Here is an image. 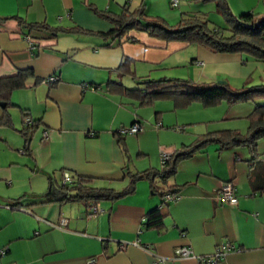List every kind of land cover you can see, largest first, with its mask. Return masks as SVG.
I'll return each mask as SVG.
<instances>
[{
    "label": "crops",
    "instance_id": "1",
    "mask_svg": "<svg viewBox=\"0 0 264 264\" xmlns=\"http://www.w3.org/2000/svg\"><path fill=\"white\" fill-rule=\"evenodd\" d=\"M227 2L236 15L264 11L261 0ZM140 3L169 23L196 14L226 25L217 14L212 21L206 13L212 4L199 0L176 5L169 0H0V77L22 68L33 73L23 87L11 91V124H0V248L6 249L0 264H202L196 256L211 253L221 242L234 250L217 264H264V138L258 140L255 155L245 146L209 143L180 160L161 188L153 191L147 179H139L133 192L93 203L96 213L82 202L49 199L48 191L64 172L89 177L94 186L120 189L127 183V170L159 168L162 151L172 152L198 134L246 131L250 105L220 103L217 109L191 102L175 109L170 99L140 104L127 94L108 91V80L126 88L142 87L137 83L142 78L240 83L252 71L264 83V62L244 53L166 41L136 28L120 37L95 33L112 27L96 9L117 13ZM38 22L91 32L52 36L28 27ZM123 60L132 74L115 69ZM50 75L57 79L47 80ZM126 75L132 86L124 84ZM24 114L37 121L29 153L18 131ZM135 120L142 130L117 133ZM177 126L186 130L170 129ZM223 181L232 182L236 203L215 198ZM166 186L176 192L163 202L160 190ZM9 203L16 205L5 206ZM153 208L160 210L161 224L145 228V213ZM63 217L62 227L50 225ZM183 245L195 256L174 257V249ZM156 255L166 258L158 261Z\"/></svg>",
    "mask_w": 264,
    "mask_h": 264
},
{
    "label": "trees",
    "instance_id": "2",
    "mask_svg": "<svg viewBox=\"0 0 264 264\" xmlns=\"http://www.w3.org/2000/svg\"><path fill=\"white\" fill-rule=\"evenodd\" d=\"M201 2L213 1L216 10L223 16L225 27L213 24L209 19L200 15H182L175 22L169 23L158 15L149 14L143 3L137 7H122L115 13L107 10H98L96 13L112 23L106 32H95L103 37H120L130 28L146 31L151 36L163 40H183L188 43L202 44L213 51L240 52L248 54L264 62V11H244L234 14L229 8L227 0H199ZM264 7V0H261ZM29 28L37 27L48 31L52 36L59 32L88 33L89 30L78 26H49L38 22L28 25ZM28 34V33H27ZM115 69L121 74L131 73L126 61H121ZM30 68L18 69L15 74L0 77V107L2 115L1 125H10L11 118L8 107L11 106L10 94L15 88L23 87L25 80L32 75ZM38 81V79L36 80ZM137 83L142 87L126 88L120 82L108 80L106 88L110 92H119L136 98L140 104H148L156 99H170L175 108L185 107L191 102H199L204 106L215 105L221 101L227 104L264 97V83L247 84L244 82L239 87H232L227 81H193L187 78H142ZM248 125L245 132L237 129L226 128L198 134L190 143L172 151L170 158L159 168L150 167L140 171H126L127 183L120 189L104 186H94L89 182V177L74 176L68 184L59 183L49 190L50 200L82 202L86 206L92 203L110 200L114 201L122 195L131 193L139 179H147L152 190H156L155 177L161 182L172 176L176 171L177 163L209 143H216L218 148L231 146H245L253 155L256 153L257 142L264 138V103H256L247 114ZM30 120V122H27ZM136 121V120H135ZM134 122V121H133ZM37 121L30 115L24 114V124L18 131L24 139V151L29 153L31 135ZM119 134V133H118ZM174 193L169 187L160 190L165 193ZM11 207L16 204L9 203ZM162 216L158 208H153L145 213L143 226L157 227L161 224Z\"/></svg>",
    "mask_w": 264,
    "mask_h": 264
},
{
    "label": "built area",
    "instance_id": "3",
    "mask_svg": "<svg viewBox=\"0 0 264 264\" xmlns=\"http://www.w3.org/2000/svg\"><path fill=\"white\" fill-rule=\"evenodd\" d=\"M169 2L171 5H176L179 2V0H169ZM24 36L27 38V40L29 41L31 45H34V39L30 36V34H25ZM55 79H57L56 75H50L47 77V80L49 81H52ZM87 85H88L87 83H83V86H87ZM27 122H30V120H27ZM159 126H160V123L156 122L155 127L157 128ZM142 128L143 127L139 121H134L132 124L128 126L119 127L117 133L121 135L127 134V133L134 134L142 130ZM175 128L180 129V130L182 129L181 126H177ZM171 153L172 152H167V151L161 152L160 154L161 166L165 163L166 160L170 158ZM72 181H73V178L68 172H64L62 174L61 180H60L61 184H68V183H71ZM174 197H175V193H171V192L165 193L162 196L163 202L171 200ZM215 198L218 201H224V202H228L231 204L236 203L237 196L234 191V186L232 182L230 181L221 182L216 190ZM5 206L11 207L10 204H6ZM89 209L91 213H96L97 211H99L98 207L93 203L89 206ZM65 223H66V218L63 217L59 220V223L57 224L50 223V225L62 227ZM5 250H6L5 248H0V254H3ZM232 250H234V246L232 244L221 242L215 246L214 250L211 253H208L205 255H198L196 257L201 261L202 264H217L219 259H221L226 253ZM173 256L174 257H194L195 255L193 254L189 246L183 245V246H178L174 249ZM165 258L166 257L164 255H156V260L158 261H162ZM91 261L92 259L89 260L88 262L90 263Z\"/></svg>",
    "mask_w": 264,
    "mask_h": 264
},
{
    "label": "rangeland",
    "instance_id": "4",
    "mask_svg": "<svg viewBox=\"0 0 264 264\" xmlns=\"http://www.w3.org/2000/svg\"><path fill=\"white\" fill-rule=\"evenodd\" d=\"M205 5H207V3H210V4H212V8L210 9V11H207V9H206V13H207V15L209 16V18L210 19H212V21H215V18H214V15H218V16H220L221 17V20L223 21V22H225L224 21V18H223V16L216 10V8H215V4H214V2L213 1H208V2H203ZM216 15V16H217ZM245 54V53H244ZM245 55H247L248 57H250L251 59L253 58V59H255L254 57H251V56H249L248 54H245ZM253 69H255V68H253ZM252 70V69H251ZM124 80H125V82H124V84H129L128 86H132V84H133V79L129 76V75H126L125 77H124ZM219 80H223V79H219ZM127 82V83H126ZM228 83H229V85L230 86H232V87H239L240 85H242L244 82H246L247 84H249V85H251V84H255V83H261V82H263V81H258V74L255 72V71H252L251 72V74L250 75H248L247 76V78L245 79V80H242L240 83L238 82V83H230V81H227ZM258 101H263V102H258ZM196 102V101H195ZM194 102V103H195ZM253 102H255V103H253ZM196 103H199V102H196ZM220 103H225L226 105H232V104H227L225 101H221V102H219V103H217V104H215V105H211V106H204L203 104H201V103H199L198 105H200L199 107H204V108H206V107H209V108H212V107H217V109H218V107H219V105H220ZM235 103H239V105H250L251 107H253L254 106V104H256V103H264V97H256V98H252V99H249V100H244V101H239V102H235ZM191 104V103H190ZM234 104V103H233ZM189 105V104H188ZM186 107V106H185ZM184 107V108H185ZM175 108V107H174ZM181 108V107H180ZM180 108H175V109H180ZM183 108V107H182ZM171 111H173V110H171ZM171 111H168L167 113H172ZM175 111V110H174ZM223 112V111H222ZM182 127V126H181ZM183 128V127H182ZM170 129H174V132H177V133H181V132H184L186 129H184L183 131H180V129H176L175 127H170ZM150 141V143H153V140L152 139H150L149 140ZM134 158V157H133ZM155 185H157V186H162V182H161V179L159 178V177H155Z\"/></svg>",
    "mask_w": 264,
    "mask_h": 264
}]
</instances>
